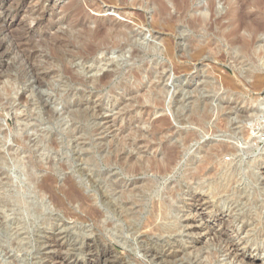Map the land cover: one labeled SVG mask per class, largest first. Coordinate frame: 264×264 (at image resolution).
Returning a JSON list of instances; mask_svg holds the SVG:
<instances>
[{
	"label": "rangeland",
	"instance_id": "1",
	"mask_svg": "<svg viewBox=\"0 0 264 264\" xmlns=\"http://www.w3.org/2000/svg\"><path fill=\"white\" fill-rule=\"evenodd\" d=\"M177 1L124 0L120 5L117 2L116 7L107 0H0V39L5 43L0 49V135H8L6 147L3 146L0 152L10 160L7 147L16 148L9 137L14 132L28 137L27 144L32 149H36L33 145L42 137L45 144L57 143L43 153V174L48 170L54 177L52 191L63 201L60 207L53 204L48 195H38L26 178L13 169H8L11 183L0 175V264H53L55 254L46 251L45 246L49 236L59 228L66 236L61 253L80 260L78 264L88 258L81 245L96 236L111 243L119 254H131L127 264H163L145 255V247L153 245L151 240H160L156 241L157 248L173 237L185 246L190 242V238L182 234L181 202L187 199V195L179 191L172 200L166 195L167 188L178 189L186 185L184 176L188 170L192 172L197 167L190 162L186 165V160L194 157V162L201 161L207 151L214 154L213 162L221 164L223 171L228 172H225L227 181L224 183L227 184L220 197L221 205L233 204L245 219L258 218L264 222V185L261 180L264 122L247 124L250 123L246 117L249 114L244 113L252 106L255 97L264 99V84L254 87L253 80L258 74L264 76V0H213L214 7H209V0ZM120 9L139 15L140 22H133L131 16L121 14ZM5 10L13 14L6 16ZM201 13H205L206 22H203ZM232 13L235 19L245 17H239L242 26L236 27V41L235 36L228 38L229 47L224 37L234 30V26L227 28L228 15ZM102 20L129 26L140 56L131 58L129 49H125L121 56L99 53L97 58L102 60V71H91V58H84L86 51L104 36L95 38L90 29H93V21ZM205 26L213 27L210 32L215 34L200 30ZM257 28L260 31L255 33ZM136 35V39L133 38ZM21 36L25 39L24 47L18 48ZM166 40L172 41L175 61L163 55ZM243 42L248 46L242 48ZM200 45L209 48L194 59L192 53ZM25 52H32L29 64L32 63L44 76L41 86L29 73L23 57ZM113 66L120 72L119 76L112 75L108 85L97 87L95 80L104 72L112 71ZM142 66L152 68L154 74L149 77L145 74L140 81L133 78L121 80L123 75L138 72ZM75 77L77 80L73 79ZM119 80L132 89L136 85L138 96L149 93L148 102L142 99L134 102V107H128L133 96L120 101L121 86L112 91ZM154 85L164 89L163 93L157 94ZM5 87L11 88V93H5ZM129 126V130L126 129ZM124 140L134 142V147L126 144L127 150L122 151L130 156L129 163L105 162L106 147V151H110L113 143ZM170 147L180 148L184 159L173 173L166 176L168 178L150 171L147 174L141 171L127 173L128 164L138 165V161L146 164ZM212 169L214 164L205 166L204 172ZM43 174L40 173V177ZM146 178H155L158 184L146 189ZM119 181L124 184L120 189ZM202 182L205 180L199 183ZM70 183L81 190L100 212L98 219H91L81 204L67 195ZM125 183L134 184L128 187V191L125 190L127 187L123 191ZM193 183L189 182V185L196 184ZM102 195H106V199ZM15 196L23 200L20 207L12 203L11 197ZM159 202L164 204L161 211ZM66 210L79 217L68 216ZM139 234H145V238H139ZM257 239L249 242L248 248L251 251L258 248L262 252L257 257L258 264H263L264 239ZM196 246L201 252L197 256H185V264H231L212 247L207 252L204 241Z\"/></svg>",
	"mask_w": 264,
	"mask_h": 264
},
{
	"label": "bare ground",
	"instance_id": "2",
	"mask_svg": "<svg viewBox=\"0 0 264 264\" xmlns=\"http://www.w3.org/2000/svg\"><path fill=\"white\" fill-rule=\"evenodd\" d=\"M107 1H108L109 4H112V5H115L116 6L117 2L120 5V3H122V1H124V0H118V1H116V0H107ZM176 2H178V1L177 0H174V3H176ZM213 5H214V1L213 0H209V7H211V6L214 7ZM91 6L94 7L95 5H93V3H91ZM7 9H9V7ZM122 9H124V8H122ZM119 12L121 14H126L129 17L131 16L130 19H132L133 22L139 23L140 20H141V17H139V15H137L135 13L134 14H131V13H129L130 11L128 12L127 10H121ZM240 13H242V12H240ZM12 14L13 13H10L9 11L8 12L6 11V16L12 15ZM213 14H214V12H213ZM200 16L203 18V22H206L205 13H201ZM228 16H229L230 19H228L229 22H228V27L227 28H229L230 26H234L233 27L234 30H232V31L230 30L225 35V37H224V41L226 42L227 45L230 43V41L228 40V38H231L232 39L236 35L235 34L236 33V27L237 28H240L242 26V20L241 19H242V17H243V19L245 17V16H242L241 15L242 17L239 16L241 19L239 17H237V19H235L234 18V13H232L231 15H228ZM221 19H223V18H221ZM94 21L92 22L93 29H90V31L94 34L93 37H95V38L98 37L99 38L102 35L104 37H102V39L97 44L93 45L92 47H89L87 49V51H86L87 52L86 53L87 56L84 57V58H91V60H90L91 61V63H90V69H91V71H93L94 69L97 70L96 72H101L102 71V67L100 65L101 62H102V60H99L98 59L99 57L97 58V55L99 53L100 54L102 53V54L107 55V56L108 55H112V54L114 55L115 53H117V54H119L121 56L123 53H125L124 52L125 49H129V52L128 53H130V57L131 58H138L140 56V50L135 47V44L132 41L131 36H132V33L133 32H132V30H131V28L129 26L124 25V24H120V23H115V21H111V20H107V21H103L102 20L103 22H101V21L94 22ZM142 21H143V19H142ZM168 22H169V20H168ZM210 22H211V20H210ZM217 22H219V21H217ZM145 23H148V22H145ZM212 23H210V24H212ZM193 25H192V27H195ZM84 27H86V26H84ZM211 28L213 29V27H211V26H205V27L200 28V30L202 29L205 32H210ZM198 31L199 30H197V32ZM239 31H240V29H239ZM259 31H260V28H257L255 33L259 32ZM212 33H214V32H212ZM205 35H207V34H205ZM211 36L212 35H210V37ZM136 37H137V35L135 37H133V38L136 39ZM23 38H24L23 36L20 37V41L19 42L21 43V45H18V48H20V47L23 46V42L25 43V39H23ZM236 38L237 37L235 36V41H236ZM171 42L169 40H166L165 42H163L164 43V52H163L164 54L163 55L168 60L175 61L176 58L174 56V48H173ZM232 42H234V41H232ZM238 43H240V42H238ZM145 44H144V46H145ZM219 44H221V42ZM242 44H243L242 45V48L248 46V43L247 42H243ZM4 45H5V43H4L3 39H0V49L3 48ZM205 45H207V42L205 43ZM205 45H200L195 51H193L192 57L194 59H198L202 55V53L204 52V50L207 48ZM141 46H142V44H141ZM147 46H149V45L147 44ZM229 47H230V44H229ZM32 55H33L32 52H25V53H23V57H24L26 63L28 64L29 73L34 78L35 83L38 86H41L42 85V82H43L42 79L44 78V76H43V74L39 73L40 71L37 70L36 67L34 65H32V63L29 64V61H31ZM144 55H145V53H144ZM235 55H236V52H235ZM222 56H224V55L222 54ZM222 56H220V58ZM143 58H144V56H143ZM232 60H234V57H233ZM107 62H113V60H110V61L107 60ZM155 71H157V69ZM119 73L120 72L116 69V67L113 66L112 71H110V72H108V71L104 72L98 79L95 80L96 86L97 87H102L104 85H108L109 84V81H110L109 78L112 75H116V74H117V76H119L118 75ZM145 74H146L147 77L152 76L154 74L152 68L151 69H148L146 67L143 68V66H142V69H139L138 72L135 71V73L125 74L126 76L123 75L122 76L123 79L121 78V80L133 78L135 81H140L143 78V75H145ZM76 78L77 77H75L73 79H76ZM121 80H119L120 82L118 81L119 83L117 82L118 84L115 85V87H113L114 89L111 88L112 91H114L119 86H121V88L123 89V92H121L122 93V96H121L122 98H119L120 101L123 98H126L128 96L129 97H132L133 96V100L129 103L128 107H134L132 104L134 102H141L142 99H144V101L148 102V100H149V93H146L144 95L138 96L137 93L139 92V89L137 88L136 85H135V88L132 89L129 86L123 84V82ZM253 80H254V87L255 86L257 87V86H260L261 84H264V76L263 75L261 76V75L258 74V76H255V78ZM158 83H159V81H158ZM128 84H130V83H128ZM153 87L155 88L157 94L163 93V90L164 89L158 88L159 86L157 87L155 85ZM5 88H2V89H5V93L6 92H7V94L8 93H11V90H12L11 88L10 89H8L7 87H5ZM13 90H14V88H13ZM114 92H112V93H114ZM255 95H258V94H255ZM118 96H116V97L118 98ZM154 102H156V100ZM251 102H252V106L247 110V112L246 111L244 112V113L249 114V116H246V117L249 119L250 123H247V124H252V123H254V124L255 123H261V124H263V122H264V99H259V97L258 98L255 97L253 99V101H251ZM139 108L140 107H138V109ZM47 113H49V112H47ZM244 113H243V115H245ZM130 114H131V112H130ZM240 114H242V113H240ZM133 117H135V116H133ZM6 124L8 126V123H6ZM146 124H147V122H146ZM23 126L25 127L26 125H23ZM152 126H154V125H152ZM129 128H130V126L128 128L126 127V129H128V130H129ZM21 130H24V129L21 128ZM157 131H159V130H157ZM22 132H24V131H22ZM132 133H133V131H132ZM159 133H161V132H159ZM19 134H17V133L14 132V133H11V135L9 136L10 139H11L10 141L13 144L16 145V148L15 149L14 148H11V147H7V152L9 153V158H10L9 161L6 159L4 153L3 152L2 153L0 152V175L3 176V177H5L4 179H5V181L7 183H11L12 181H11V179L9 177L8 169H10V170L13 169V170L17 171V173L19 175H23L26 178V180L28 181V184L30 186L31 185L33 186V189L36 190L35 193H37L40 196L41 195H48L49 196V199L51 200V202L53 204H57V205H59L61 207V205H63V201L59 197H57L53 193V191H52V188H53L52 187V181H53V178L54 177L49 173L48 170H46L48 173H46V174L44 173L43 174V169H44L43 168V165L44 164L42 162L43 161V158H44L43 153H45V151L47 150V147L49 148L48 150L50 151V149L52 148L51 146L57 145V143L54 144V145H53L54 142L53 143L50 142L51 144L50 143H46V144H48V146H46V144L42 140L43 139V137H42L41 140H38L37 139L36 140L37 142L35 141L36 144L33 145L37 149L36 150V149H32L31 146L28 145L29 144L28 143V141H29L28 137H25L24 134H22V135H19ZM126 137H128V136L126 135ZM7 140H8L7 133H3L2 136L0 137V150L3 148V146L6 147ZM184 141H185V139H184ZM126 144H127L128 147L129 146L131 148L134 147L133 140H129V141H125L124 140V142H119L118 141V143H113V147L110 148V151L109 150L106 151V149H108V146H107L108 143H107L106 149L104 148L105 149V156H104L105 157V162H107L109 164V163H112L113 161L116 162V163L119 162V161H127L129 163V161L131 160V158H129L130 156L128 155V153L122 152V151H124ZM110 145H112V144H110ZM166 145L167 144H165V146ZM160 146H163V145H160ZM221 146H223V145H221ZM228 146H226V147H228ZM31 149L32 150H36V152L35 151H32ZM179 149L177 150V149H175V147H174V149H172L171 147L170 148H165L158 155L157 158H153V159H150V160L146 161V164H145V162L143 164H141V163H139V161H138V165L133 164V163L132 164L130 163L127 166V173L130 175V174H133L136 171H141V172L147 174V172L150 171L151 173H153L155 175H159V176L166 177L169 174L173 173L180 166V161L182 159H184L183 158V155H182V152L179 151ZM220 149H221V151L223 150L221 147H220ZM233 149H231L232 150L231 152H233ZM125 150H127V149H125ZM221 151H220V154H221ZM227 151L229 152V149ZM37 153H40V154H37ZM111 154H113L112 156H114V157H112ZM217 155L220 156L219 154H217ZM214 159H215L214 154L212 152L207 151L206 153H204L201 161L194 162L195 161L194 157H193V160H190V159L189 160H186V165H187V162H190V164L192 163L194 165L197 164V167L195 168L196 169L195 171L190 172L187 169L189 173L184 176V181H187L186 185L185 184L184 185H181L180 187H178V189H174V188L172 189V187L171 188H167L166 195L168 196V198H170L172 200L175 199V196H176L177 192H179V191H183L187 195V199L181 202V204H182L181 212H182V224H183L182 225V234H184L185 236H187V237L190 238L189 245L185 246V244L181 243V241L175 240L174 237H173V235H172L173 238H168L167 241L165 240L164 246H162L160 248L159 247L157 248L155 246V244L157 243L156 241H160V240H158L157 238H155L156 240H151L152 238H150L148 240H151V242H152L153 245L152 246H148L147 245L145 247V249H144V252H145V255L147 256V258H151L154 261H159V262H161L163 264H176L175 262H178V264H185V256H187V255L190 256L192 254H193V256H197V254H199L201 252V249H199L196 246V244L199 243V242H201V241L202 242L204 241L207 244V246H206L207 247V252H209L210 247H212V250H214L220 256H223L227 260V263H231V264H258V262H259V258L258 257L259 256L257 257V254H260L262 252H259L258 248H256L253 251L249 250L248 243L251 242L254 239H257V238L264 239V222H261L258 218H253V220H251L248 217V218L245 219L244 216H243V214H241L239 212L240 209H236L238 207L237 206L234 207L233 204H232L233 207H232V205H229V206L228 205H221L220 199H222V198H220V197L225 192V187H226L225 185L227 184V182H226V184L224 183L225 181H227L225 174L228 173V172H226V170L223 171V169H224L223 167L224 166H222L221 164L214 163L213 162ZM263 160H264V158H263ZM211 164H212V166L214 164V170L215 171L212 169L213 171L204 172L205 171V166H209ZM52 167H53V165H52ZM210 168H212V167H210ZM51 170H53V168ZM208 170H210V169H208ZM108 172H106V173H108ZM40 173L43 174L42 177H40ZM52 173H54V172H52ZM136 173H138V172H136ZM227 175H229V174H227ZM163 177H161V178H163ZM166 178H168V177H166ZM154 179L155 178H153V179H147L146 180V182L144 184L146 189H148V188L151 189V188L154 187V185L158 184L157 183V180L155 181ZM228 179H229V177H228ZM202 180H205V183H203L204 181L202 183H199ZM261 180L263 181V185H264V163H263V168H262V172H261ZM120 181L118 183V188L119 189L122 187L121 185H124ZM189 182H191V183L192 182H194V183L196 182V184L193 183L195 186L194 185L192 186V185H189ZM228 182L230 183L229 180H228ZM132 184H134V183H129L128 185L125 183V186L123 187V191H124V188L125 187H127V189H125V190L128 191V187L131 186ZM115 188H116V185H115ZM14 191H15V188H14ZM16 191H17V189H16ZM81 192L82 191L81 190H78L73 184H71V183L69 184V186H68V194L67 195L71 199H73V201L74 200L75 201H78L81 204V206L83 207L84 213H86V215H88L89 217H91V219H98L99 216H100V212L98 210H96V208H94L90 204L89 198H87L86 196H84ZM122 193H124V192H122ZM227 195H228V193H227ZM16 196H17V194H16ZM103 197H104V199H106L107 196L105 195ZM8 198H10V197H8ZM11 199L13 201L12 203H15V205L17 204L19 207L23 203L22 202L23 200H21L19 197L18 198L17 197L16 198L11 197ZM6 203H7V201H6ZM107 203L109 204V202H107ZM160 203L161 202H159V204ZM112 206L110 205V207H112ZM114 208H117V206H114ZM163 208H164V204L163 205L160 204V210L159 211H161ZM62 210L64 211V209H62ZM66 213H67L68 216H70L72 218L79 217V216H75L74 214H72L68 210H66ZM150 213H152V212H150ZM154 215H156V214H154ZM79 219L81 220V218H79ZM144 229H145V227H144ZM168 229L170 230V227ZM63 231L64 230L61 231V229L59 228V229H56L54 233L52 232L53 234H51L49 236V239L46 241V246H45L46 251H49L50 253L55 254V259H54L55 261H54L53 264H78L80 260H78L76 258H73L72 255H71V257H69L70 255L69 256H64L63 253H61L62 247H63V245L66 242V240H65L66 236L64 235V232L65 231L64 232ZM160 233H158V234H160ZM144 235L143 234H139V238L142 237L144 239L145 238ZM67 237H69V236H67ZM68 240H70V239L68 238ZM140 240H142V239H140ZM69 245H71V243ZM81 246L86 251L87 256H88V258L86 260L80 262L81 264H127V262H126L127 259H129L132 256L131 254H129V255H131L129 257L128 253L119 254L114 249V247H113V245L111 243H107L104 239H102L101 237H97V236L95 237V239L93 238V240H86L85 243H84V245L82 244ZM73 247H74V245H73ZM96 250L99 251V253H97ZM260 251H261V249H260ZM138 261H140V260H138ZM197 264H202V263L199 262Z\"/></svg>",
	"mask_w": 264,
	"mask_h": 264
}]
</instances>
